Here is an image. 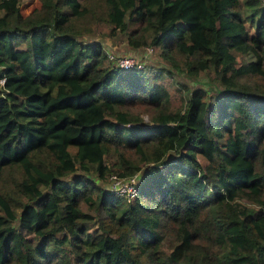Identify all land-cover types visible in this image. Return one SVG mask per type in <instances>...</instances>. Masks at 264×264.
Segmentation results:
<instances>
[{
  "label": "trees",
  "instance_id": "obj_1",
  "mask_svg": "<svg viewBox=\"0 0 264 264\" xmlns=\"http://www.w3.org/2000/svg\"><path fill=\"white\" fill-rule=\"evenodd\" d=\"M18 1L0 0V264H264V2ZM98 22L220 88L168 105L161 73L76 36Z\"/></svg>",
  "mask_w": 264,
  "mask_h": 264
},
{
  "label": "rangeland",
  "instance_id": "obj_2",
  "mask_svg": "<svg viewBox=\"0 0 264 264\" xmlns=\"http://www.w3.org/2000/svg\"><path fill=\"white\" fill-rule=\"evenodd\" d=\"M39 1L38 0H19L18 6L20 11L23 14H26L30 12L34 7L38 6ZM137 25V22L132 23L129 25V31H133L134 34L140 32V28L134 26ZM87 27V25H86ZM252 29V28H251ZM141 35L146 34L143 32V34L140 32ZM78 38L82 40H97L100 42L102 49L105 51V54L108 55V53H122V54H128L132 57L137 58L141 61V65L138 67H147L149 70L146 71L147 76L149 77L150 72H159L161 73L158 76V80L162 81L168 88L169 92V99H168V105L173 106L177 105L181 102V99L183 97V94L185 93L186 89H191L193 87H204L207 92L215 91L216 89L220 88L217 85L214 84V87L216 89H213L212 87L209 88L207 85L210 83L209 78L212 77L207 72H198L196 75H189L187 72L181 67V64L179 61L180 58H185L186 55H183L175 50H170L171 56L174 58V61L176 63H172L168 58L164 57L161 53H159V48L157 45H151L150 42H147L145 44H142L140 46H131L126 41V33L123 32H114L110 33L108 32L107 28L104 26L103 23L98 22V24L94 27L93 30L79 33L76 35ZM152 46L150 50H148L149 46ZM242 48V47H241ZM106 55V59L108 60L109 64L114 65L113 61L109 59ZM236 57L238 60L247 59V56L241 55L236 53ZM169 71H168V70ZM253 82L258 85L264 84V78H257L252 76ZM128 110L134 113H138V116L142 119V121H145L148 118L149 113L153 110V107H151L149 104L145 102H136L128 107ZM115 115L119 118H124V113L120 109H115ZM141 120H137V123L142 122ZM128 122H126L127 124ZM115 148H111L110 151L113 152ZM110 154L105 157V160L107 163H110L108 158H112ZM112 171V170H111ZM109 171V172H111ZM75 171H71L68 175H72ZM108 172V173H109ZM114 172V171H113ZM108 173H106L102 178H100L98 181L104 186L109 185L108 180ZM87 174L91 176H95V172L89 171ZM18 210V209H17ZM173 239L165 236L162 239L161 247L165 250H167L170 245L172 244Z\"/></svg>",
  "mask_w": 264,
  "mask_h": 264
},
{
  "label": "built area",
  "instance_id": "obj_3",
  "mask_svg": "<svg viewBox=\"0 0 264 264\" xmlns=\"http://www.w3.org/2000/svg\"><path fill=\"white\" fill-rule=\"evenodd\" d=\"M148 49H151V47L149 46ZM107 57L113 61L114 65H118L121 67H138L141 65L140 60L128 54L108 53ZM2 80L3 77H0V83L2 82ZM136 178L137 177L135 173L129 175H118L115 172H110L108 174L109 185L107 186V188L110 191L118 195H123L124 197H126V199H129L136 194Z\"/></svg>",
  "mask_w": 264,
  "mask_h": 264
},
{
  "label": "clouds",
  "instance_id": "obj_4",
  "mask_svg": "<svg viewBox=\"0 0 264 264\" xmlns=\"http://www.w3.org/2000/svg\"><path fill=\"white\" fill-rule=\"evenodd\" d=\"M262 1V0H261ZM264 2V1H263Z\"/></svg>",
  "mask_w": 264,
  "mask_h": 264
}]
</instances>
